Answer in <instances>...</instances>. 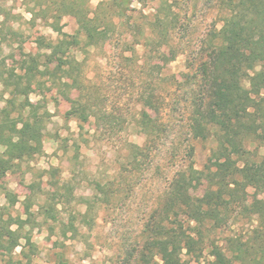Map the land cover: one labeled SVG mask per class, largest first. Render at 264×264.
I'll return each mask as SVG.
<instances>
[{"label":"rangeland","instance_id":"1","mask_svg":"<svg viewBox=\"0 0 264 264\" xmlns=\"http://www.w3.org/2000/svg\"><path fill=\"white\" fill-rule=\"evenodd\" d=\"M100 2L89 0L91 9L95 10ZM35 3L36 0H28L27 4L23 0H0V23L5 21L3 34L7 37L0 61L5 68L17 69L24 65L22 61L29 64L33 56L43 69L47 64L46 57L51 54L46 45L56 43L60 37L52 27L51 12H42L35 8ZM164 5L165 0H133L131 22L135 21L134 32L130 24L121 22L105 44L74 46L67 58L54 59L49 65L56 76L46 77L41 80L43 85L35 84L31 88L28 99L36 105L38 115L44 118L43 152L32 161L21 163L0 180V220L13 223L14 229H17V223H26L22 233L31 236L37 245L31 264H126L125 259L144 244L142 224L161 200L175 171L187 165L191 147L194 150L190 161L193 160L197 170H205L214 144L193 140L189 134L187 89L180 84L193 72L194 59H198V53L200 58L208 35L215 27L219 30L223 26L225 13L219 9L217 0H177L181 14L180 30L178 35L173 34V47L177 51L174 60L165 63L167 57H172L167 48L154 51L151 44L147 47L137 44L143 43L139 32L148 30ZM31 9L36 10L35 20ZM59 22L63 33L76 34L78 24L74 17L66 15ZM67 67H73L71 79L63 72ZM157 67H161L159 72L153 70ZM257 70H264V65H259ZM73 83L86 87L85 100L91 95L95 103L98 96L97 109L124 124L114 126L110 132L105 123L97 124L91 117L81 130L82 123L68 116L78 109L77 101L83 99L71 86ZM155 87L161 99L165 130L152 144L148 162L144 161L140 169H133L127 159L130 144L144 147L148 140L137 120L142 114L155 116L144 109L140 95ZM10 97L0 82V109L7 105L6 100ZM24 99H19L12 111L17 113ZM248 150L252 151L253 165L264 157V145L249 144ZM238 165L243 166L242 162ZM52 167L59 169L60 177L68 181L74 193L71 204L59 207L63 209L65 221L71 215L78 217L79 232L71 240L64 241L60 224L46 220L40 210L46 193L54 191V180L48 175ZM200 181L202 186L192 192L196 198H202L207 191L205 178ZM112 182L115 186L110 200L95 202L97 183ZM246 199L252 206L257 200L264 201V192L249 188ZM86 206H89V215L85 223L79 214L86 211ZM257 226L250 218L239 219L227 230L216 231L212 239L224 247L228 246L230 238L247 242L255 231H259ZM262 232L264 234L263 229ZM24 243L22 240L21 244ZM21 250L18 247L14 252L0 251V264L23 261ZM183 259L186 264L212 261L208 249L199 261L188 256ZM132 264H135V258Z\"/></svg>","mask_w":264,"mask_h":264},{"label":"trees","instance_id":"2","mask_svg":"<svg viewBox=\"0 0 264 264\" xmlns=\"http://www.w3.org/2000/svg\"><path fill=\"white\" fill-rule=\"evenodd\" d=\"M27 1L23 0L26 4ZM217 3L225 13L223 26L219 30L215 27L208 35L206 46L200 51L201 59L198 53V59H194L196 66L192 65L193 72L180 84L187 89L189 134L193 140L211 142L214 148L205 170L199 171L193 160L190 161L194 150L191 147L187 165L175 171L161 200L142 224L144 244L134 249L125 259L126 264H132L134 258L135 264H186L184 256L199 261L207 249L212 258L209 264H264V201L257 200L250 206L246 199L249 188L264 192V157L253 165L252 151L248 150L249 144L264 145V70H257L259 65H264V0H217ZM132 5L133 0H101L92 10L89 0H36L35 8L51 12L52 27L60 37L56 43L46 45L51 54L46 57L47 64L43 69L33 56L29 64L22 61L24 65L17 69L5 68L0 61V82L11 96L6 100L7 105L0 109V180L21 163L32 161L43 152L44 118L38 115L36 105L28 99L31 88L35 84L43 85L41 80L46 77L56 76L49 65L54 59L67 58L74 46L105 44L121 22L130 24L134 32ZM31 10L35 20L36 10ZM179 10L177 0H165L148 30L139 32L143 43L138 45H153L154 51L168 49L172 57H167L165 63L172 62L177 51L173 47V34L178 35L181 27ZM66 15L77 21L78 30L73 36L63 33L59 26V21ZM4 23H0V57L7 39L3 34ZM72 68L63 70L70 79ZM153 70L159 72L161 67ZM171 81L173 87V75ZM71 86L83 98L86 87L74 83ZM171 94L174 95L173 91ZM90 96L86 100L79 99L78 109L68 113L82 123L81 130L91 117L97 124L105 123L110 132L114 126L124 124L98 110L99 97L94 103ZM21 98L25 99L16 113L12 109ZM140 102L155 116L142 114L137 120L148 140L144 147L130 144L127 159L133 169L142 168L143 162L151 158L152 144L165 130L156 87L149 93H142ZM239 162L243 166L240 167ZM48 175L54 180V191L46 193L44 204L40 206L41 213L46 220L60 224L64 241L74 239L79 232L78 217L71 215L65 221L63 209H59L61 205L65 207L72 203L73 190L68 181L60 177L59 169L52 167ZM200 178H205L207 191L202 198H196L192 192L202 186ZM114 186V182L97 183L94 201H109ZM30 208L27 207L28 212ZM88 215L89 206H86V211L79 216L86 223ZM246 218L255 220L259 229L250 241L230 238L228 246L224 247L212 239L216 231H225L239 219ZM13 225L0 220V251L14 252L21 247V256L26 263L19 261L18 264H31L37 245L31 236L22 233L25 222L17 223V229ZM22 240H25L23 245Z\"/></svg>","mask_w":264,"mask_h":264}]
</instances>
